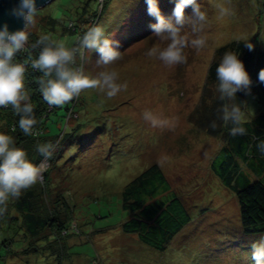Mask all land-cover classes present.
I'll return each instance as SVG.
<instances>
[{
	"label": "rangeland",
	"instance_id": "1",
	"mask_svg": "<svg viewBox=\"0 0 264 264\" xmlns=\"http://www.w3.org/2000/svg\"><path fill=\"white\" fill-rule=\"evenodd\" d=\"M177 2L156 0L160 11L172 14L169 20L173 23ZM195 2L207 13L200 33L206 44L199 51L186 48L187 62L172 67L146 55L155 43L161 47L168 43L159 41L153 29L146 37L139 36L155 21L148 14L146 0H52L39 9L36 23L29 28L35 39L47 34L72 46L73 35L63 30L79 17L75 5L84 18L77 37L94 25L102 26L121 52V59L106 67L117 71L118 82H126L127 89L111 99L97 89H86L77 97L66 122L59 115L49 116L47 126L52 133L62 131L43 140L56 145L50 158L56 156V160L52 164L49 159L43 173L48 182L42 203L44 211L57 215L65 228L56 237L45 230L40 241L29 240L39 246L36 255L14 250L4 257L6 249L0 246V264H254L251 246L264 239V234L243 235L234 192L211 170L231 127L226 124L224 134L212 137L190 117L205 95L208 69L218 48L245 42L264 49V0ZM217 4L230 8L231 14L221 16ZM191 13L192 7L186 6L185 16ZM49 16L58 20L52 29L47 24ZM183 32L194 38L189 27ZM99 59L95 50L85 53L87 74L105 70L97 65ZM77 63H81L79 57ZM216 91L215 86L212 92ZM146 110L174 120V126L153 128L143 119ZM243 111L247 120L264 112L255 86L245 93ZM0 132L6 134L1 113ZM237 163L250 180L260 179L242 161ZM154 164L191 217V223L162 253L148 249L135 235H125L119 228L127 218L120 207L123 187ZM8 211L17 216L13 208Z\"/></svg>",
	"mask_w": 264,
	"mask_h": 264
},
{
	"label": "trees",
	"instance_id": "2",
	"mask_svg": "<svg viewBox=\"0 0 264 264\" xmlns=\"http://www.w3.org/2000/svg\"><path fill=\"white\" fill-rule=\"evenodd\" d=\"M80 2L86 4V1ZM76 7L77 5L74 6V11L76 10L75 12L79 13V17L71 20L67 28L63 30L73 35V44L77 36L81 34V30H83L79 23L83 24L84 19ZM160 12L166 20H169L172 15L170 12ZM95 20V23H97V18ZM154 20L153 24L157 22L156 19ZM92 21L94 22V20ZM56 22L58 20L48 17L47 24L50 29L53 28ZM151 31L152 28L147 29L144 34L139 36L146 37ZM38 40L31 34L29 35L27 48L33 58H37L41 50L40 47H32ZM246 45L245 42H232L215 51L206 77L205 95H203L199 107L191 114V121L200 130L205 131L212 137L224 134L223 127L226 126L220 118V108L223 102L219 99L218 91L212 92V88L218 85L215 69L225 52L234 51L238 59L243 62L251 81L250 90L248 91L251 92L253 86L259 90L264 108V83L260 82L258 78L259 71L264 69V49L253 45V50L250 51ZM14 59L15 62L26 63L28 53L21 51L17 53ZM40 75L41 73L31 67H28L25 73V87L31 97L34 113L38 120L34 128V135H24L18 126L19 116L14 113L10 106L0 108L1 117L6 126V134L12 136L16 146L22 148L27 153V158L36 164H39L44 158L37 151V146L44 143L43 140L46 136L56 137L62 131L58 128V134L52 133L51 128L47 126L49 116L52 114L59 115L66 122V118L70 110L75 108L77 100V98H74L63 107H50L43 100L38 90L37 80ZM245 93L246 91L236 93L235 103H238L242 110H244ZM213 121L217 125L215 128L210 127ZM247 121L243 125L246 129L245 135L232 136L225 134V145L221 147L212 160L211 170L227 189L234 192L239 208L243 235H263L264 152H261L257 145L264 142V112L261 116ZM228 125L232 127L231 123H228ZM13 128H15V131H13ZM55 160L56 156L49 161L54 164ZM237 160L246 164L250 171L256 174L257 177L259 176L260 179L250 180L241 171ZM46 182H48V179L44 174L42 180L31 188L23 190L18 199L10 200L6 213L0 216V246L6 249L4 257L14 250H20L27 255L30 252L36 255L39 246H34L33 243L30 244V241H40L45 230L53 231L52 235L56 237L65 228L57 215L54 216L44 211L42 197L45 195ZM120 198V207L127 214V218L119 225L121 232L125 235H135L138 241L148 249L160 253L164 252L169 243L191 223L189 213L179 198L171 192L167 179L156 164L151 165L129 181L123 187ZM10 207L15 210L17 216L9 215L8 210ZM106 230L110 229L106 228ZM14 256L16 255L14 254Z\"/></svg>",
	"mask_w": 264,
	"mask_h": 264
},
{
	"label": "clouds",
	"instance_id": "3",
	"mask_svg": "<svg viewBox=\"0 0 264 264\" xmlns=\"http://www.w3.org/2000/svg\"><path fill=\"white\" fill-rule=\"evenodd\" d=\"M146 2L148 14L154 16L157 21L150 25L155 36L161 42L168 41L164 47L155 43L147 51L148 57H154L165 66L172 67L187 62L184 50L189 46L197 51L205 46L206 39L200 33L207 23V13L202 10L201 4L195 0H178L173 11V23L161 14L156 0ZM186 6L192 7L190 16L184 14ZM216 7L221 16L231 14V9L223 4H217ZM38 11L35 0H21L20 4L12 9V15L23 19V29L9 32L6 24L0 29V108H12L19 116L18 126L26 136L35 134L34 128L38 123L31 97L25 87V73L28 67L41 73L37 80L38 90L50 107H63L86 89H97L109 99L127 89L126 82H118L117 71L108 70L106 67L121 59V52L118 51V42L110 40L100 25L88 28L82 36L77 37L73 46H69L65 40L53 39L44 34L32 46L41 48L38 57L33 58L26 45L30 35L29 28L36 23ZM185 27L190 28L194 38L184 34ZM246 46L250 51L253 50L251 43ZM94 50L100 55L97 65L105 66V70L90 75L85 72L83 61L85 53ZM21 51L28 53L26 63L15 62V56ZM77 57L81 61L79 64ZM215 74L219 99L223 102L220 118L225 124L231 123L230 135H245L246 129L243 125L248 121L240 105L235 103L238 91L250 90L251 81L243 62L234 51H227L216 67ZM258 78L264 83V69L259 71ZM143 119L153 128L174 126V120L161 118L148 110L144 111ZM216 126L215 121L210 124L212 128ZM257 147L264 152V142H260ZM55 148L56 145L51 142L39 144L37 151L44 159L36 164L27 158V153L22 148L16 146L12 136L0 132V216L6 213L10 200L18 199L23 190L42 180L48 167L47 161L52 157ZM251 249L254 264H264V239L253 243Z\"/></svg>",
	"mask_w": 264,
	"mask_h": 264
},
{
	"label": "water",
	"instance_id": "4",
	"mask_svg": "<svg viewBox=\"0 0 264 264\" xmlns=\"http://www.w3.org/2000/svg\"><path fill=\"white\" fill-rule=\"evenodd\" d=\"M21 0H0V29L6 24L9 32L22 30L24 21L12 15V9L20 4ZM52 0H35L37 10L44 8Z\"/></svg>",
	"mask_w": 264,
	"mask_h": 264
}]
</instances>
